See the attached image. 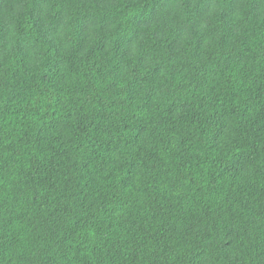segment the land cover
Here are the masks:
<instances>
[{"label": "trees", "instance_id": "trees-1", "mask_svg": "<svg viewBox=\"0 0 264 264\" xmlns=\"http://www.w3.org/2000/svg\"><path fill=\"white\" fill-rule=\"evenodd\" d=\"M0 264H264V0H0Z\"/></svg>", "mask_w": 264, "mask_h": 264}]
</instances>
